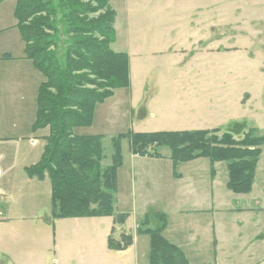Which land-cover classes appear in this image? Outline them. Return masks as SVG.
Returning a JSON list of instances; mask_svg holds the SVG:
<instances>
[{"label":"rangeland","instance_id":"1","mask_svg":"<svg viewBox=\"0 0 264 264\" xmlns=\"http://www.w3.org/2000/svg\"><path fill=\"white\" fill-rule=\"evenodd\" d=\"M18 1L0 2V54H24V42L14 17ZM108 4L114 13V37L110 48L127 54L129 86L115 89L109 98L96 105L90 126L73 130L76 136L99 134L102 137L103 167H109L111 163L112 138L126 135L129 131L146 133L219 128L232 133L236 139L242 138L250 130L255 136L264 139V0H108ZM107 14L108 10L102 9L90 14L87 20L95 21ZM38 73L43 80V75ZM48 92L55 95L52 90ZM34 106H37V100ZM39 131H43V137L50 136L48 127L34 132ZM40 135L31 134L30 137ZM21 149L26 155L30 149L28 142ZM41 150L40 146L36 154L26 155L25 162L33 163L39 159ZM261 150L255 170L253 196L260 194L264 187V141ZM121 153L123 164L120 168L124 166L126 170L129 165L125 162L130 155L127 139L121 141ZM160 154V158L138 159L142 165L157 163L163 167L165 162L168 163L170 151L162 148ZM16 158L14 155L11 162ZM201 159L211 163L208 159ZM217 163H220L218 172L225 171V163L211 164ZM153 167L145 166L151 173H155L151 170ZM188 167L186 163L178 164L175 169L172 165L174 178H178L176 172L186 174ZM14 170L15 183L23 189L22 196L25 198L16 205L11 203V220L2 224L20 229L21 237L18 240H6L12 253L20 256L24 253L23 248L26 247L20 242L25 237L32 239L48 236L52 240L45 242L51 243L55 229L64 225L75 227L77 241L84 244L79 237L80 232H83L81 228L97 226L83 220L99 217L60 218L52 224L48 223L52 207L50 182H24L27 178L23 172L20 169ZM220 179L223 182V173ZM159 184H150L151 195L158 196L162 192L164 183L162 188ZM175 187L173 193H177ZM221 190L218 193L231 195L230 199H225L233 206L250 204V201L244 202L240 194H232L225 187ZM251 203L254 204L255 200ZM0 207L4 209L2 201ZM157 223V220L153 222V230ZM118 226L115 223V227ZM27 227L38 231L36 234L31 231L26 234L21 229ZM114 233L112 238L118 240V232L115 230ZM259 235L261 237L254 240L250 247L252 260L264 258L263 223L248 237L253 239ZM40 249L37 247L35 250L37 252ZM128 249L130 246L121 252ZM31 250L32 247L26 248V251ZM203 253L206 254L205 261L213 264L212 252ZM139 262L148 264L149 253L141 256ZM192 262L198 264L197 261ZM129 263V260L124 261V264Z\"/></svg>","mask_w":264,"mask_h":264},{"label":"trees","instance_id":"2","mask_svg":"<svg viewBox=\"0 0 264 264\" xmlns=\"http://www.w3.org/2000/svg\"><path fill=\"white\" fill-rule=\"evenodd\" d=\"M3 0H0V2ZM18 1L14 11L16 27L25 44V57L45 81L37 95L33 131L50 128L39 162L25 168L29 178L51 186V214L48 223L60 218L114 217L123 225L126 214H114L117 171L123 164L121 141L127 139L133 156L160 158L170 151L173 168L205 158L226 164V188L234 194L251 192L261 154L263 137L252 130L236 139L221 129L134 133L112 138L109 167H103L101 136H76L73 130L88 127L97 104L130 81L129 58L111 48L114 13L108 0ZM108 14L97 20L87 17L99 10ZM52 90L55 95L48 92ZM48 92V93H47ZM214 172L212 170L211 175ZM162 228L146 230L150 236L149 264H188L183 253L161 235ZM148 224L145 219L143 226ZM130 235L108 239V247L122 251L132 245Z\"/></svg>","mask_w":264,"mask_h":264},{"label":"crops","instance_id":"3","mask_svg":"<svg viewBox=\"0 0 264 264\" xmlns=\"http://www.w3.org/2000/svg\"><path fill=\"white\" fill-rule=\"evenodd\" d=\"M24 50L25 44L24 54L18 56H13L9 52L0 54V201L4 206V209L0 207V264H124L126 260L130 261L129 264H140L141 256L149 253L150 258V236L142 232L153 230V222L156 220L158 223L154 229L162 228L163 222L156 217L157 215L164 217L162 237L178 248L189 264H193V260L198 264H209L210 262L204 259L206 256L204 251L212 252L213 264H264V258L251 259L250 247L261 235L254 236L253 239L248 237L261 223L264 226V187L260 194L252 195L256 176L251 192L247 195H239L244 202L250 201V204L236 207L225 199H230V194L218 193V190L222 191V187L226 188L228 179L226 165L225 171L222 172L223 182L220 179L222 173L218 172L220 163L212 165L204 159L186 163L189 166L188 172L186 174L176 172L178 178H174L170 158L163 167L157 163L142 165L139 156H133L131 153L125 162L129 167L124 170L123 166L117 171L114 214L127 215L123 225L115 227L114 217L83 220L97 226L81 228L83 232H80L79 237L84 244L77 241L75 227L64 225L55 229L51 243L45 242L52 240L48 236L32 239L25 237L20 244L26 248L32 247L31 252L23 248L25 251L21 256L13 254L11 246L6 245V240H18L21 237L18 231L20 229L2 224L11 220V203L16 205L25 198L22 196L23 189L15 183L13 171L20 169L27 178L24 182L38 180L29 178L25 168L39 162L46 138L43 137V131H33L37 111L34 101L37 100L38 89L44 79L41 80L42 77L33 67L32 62L26 59ZM37 133H41L40 137H30L31 134ZM80 136H99V134ZM26 142L30 147L26 155L36 154L41 146L40 158L33 163L25 162L26 155L21 148ZM11 154L17 157L13 162H11L13 157ZM145 166H154L151 170L156 172L151 173ZM12 167L14 169H11ZM262 179L264 180V175ZM45 181L50 182L46 177L44 180H38L42 183ZM155 182L160 183V188L162 182L164 183L162 192L158 196L151 195L149 191L150 184ZM173 187L177 189V193L172 192ZM252 200H255L254 204L251 203ZM146 218L148 224L143 226ZM21 230L26 234L29 231L36 234L38 231L33 227ZM115 230L118 232L116 234H119V239L124 234L131 236L133 242L130 249L124 252L109 249L108 239L115 235ZM15 247L20 246L15 245ZM37 247L41 249L36 252Z\"/></svg>","mask_w":264,"mask_h":264}]
</instances>
